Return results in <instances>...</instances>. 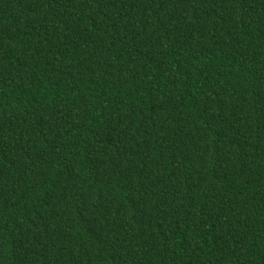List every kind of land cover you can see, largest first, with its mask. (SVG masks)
<instances>
[{
	"label": "trees",
	"instance_id": "1",
	"mask_svg": "<svg viewBox=\"0 0 264 264\" xmlns=\"http://www.w3.org/2000/svg\"><path fill=\"white\" fill-rule=\"evenodd\" d=\"M0 264H264V0H0Z\"/></svg>",
	"mask_w": 264,
	"mask_h": 264
}]
</instances>
